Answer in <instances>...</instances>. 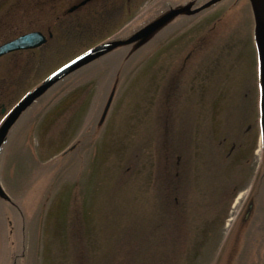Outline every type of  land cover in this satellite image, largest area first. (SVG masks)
I'll list each match as a JSON object with an SVG mask.
<instances>
[{"label": "rangeland", "instance_id": "374dc122", "mask_svg": "<svg viewBox=\"0 0 264 264\" xmlns=\"http://www.w3.org/2000/svg\"><path fill=\"white\" fill-rule=\"evenodd\" d=\"M78 1L41 6L54 37L25 53L46 54L47 67L0 72L8 94L0 123L45 73L180 0H166L167 8L164 0H93L65 13ZM245 2L183 13L127 62L130 45L115 48L21 114L0 149L8 197L0 198V264H242L233 250L240 223L264 208V187L255 189L259 76ZM36 18L16 32L39 29ZM197 34L195 60L181 64Z\"/></svg>", "mask_w": 264, "mask_h": 264}, {"label": "water", "instance_id": "95a60500", "mask_svg": "<svg viewBox=\"0 0 264 264\" xmlns=\"http://www.w3.org/2000/svg\"><path fill=\"white\" fill-rule=\"evenodd\" d=\"M218 0H209L206 4L201 6L203 8L208 6ZM252 11L255 19L256 26V36L257 43L260 50L261 64H262V73H263V85H262V109H263V131H264V0H249ZM199 8V9H200ZM186 8H179L169 11L168 13L162 15L161 17L153 20L148 23L144 27L140 28L138 31L133 33L130 37L125 40H113L107 43L99 44L94 46L93 48L87 50L85 53L77 56L70 62L64 64L48 77L44 79V81L36 88H34L30 93H28L9 113L7 118L3 121L0 126V145L2 144L5 135L8 129L12 126V124L16 121L20 113L27 108L37 97L43 94L53 83L63 78L70 72L80 68L84 64L94 60L95 58L103 55L113 47L118 44H127L132 41L138 40L142 37H145L164 24L169 18L172 16L184 11ZM188 9V8H187ZM199 9L188 10L190 13L196 12ZM42 38L40 34L36 32H32L26 35H23L19 38H16L12 41L6 42L0 46V54L6 53L11 50L19 49V48H27L38 45L42 42ZM110 99L108 100L109 103ZM0 194L4 195L1 187Z\"/></svg>", "mask_w": 264, "mask_h": 264}, {"label": "trees", "instance_id": "16d2710c", "mask_svg": "<svg viewBox=\"0 0 264 264\" xmlns=\"http://www.w3.org/2000/svg\"><path fill=\"white\" fill-rule=\"evenodd\" d=\"M259 178L262 180L259 181ZM263 180L264 169L258 175L256 189L264 187ZM263 209L261 213L251 214L247 223L243 222L239 226L233 250L234 257L242 264H264V224L258 218L262 216L261 219H264Z\"/></svg>", "mask_w": 264, "mask_h": 264}, {"label": "flooded vegetation", "instance_id": "af4514ba", "mask_svg": "<svg viewBox=\"0 0 264 264\" xmlns=\"http://www.w3.org/2000/svg\"><path fill=\"white\" fill-rule=\"evenodd\" d=\"M29 11L33 12L35 10L30 9ZM33 22L37 23V19H34L32 21V23ZM19 23H22V21L15 23V22H11L7 19L2 20V18L0 17V37L1 36L6 37L2 40L0 39V42L4 41L6 39H9V38L15 36L16 34L23 33V32H16L17 29L15 27H16V24H19ZM38 24H39L40 28L35 29V30L41 31L43 34L47 35V32H49L48 31L49 25L47 23L46 14H44L40 18V22H38ZM44 55L45 54H6V55H2L0 57V72L3 70V68H5V69L6 68H18V69H27L28 68L29 69L31 67L32 60L35 59V61H36L38 58L37 56H39L40 64L42 65V67H46V62L42 60ZM3 91H4V88H2L0 85V100L4 96ZM3 105L4 104H2V106Z\"/></svg>", "mask_w": 264, "mask_h": 264}]
</instances>
